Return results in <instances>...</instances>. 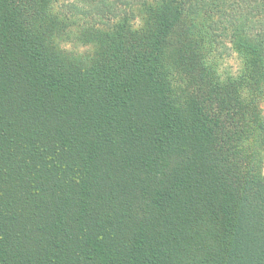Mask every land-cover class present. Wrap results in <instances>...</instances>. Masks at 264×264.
I'll return each instance as SVG.
<instances>
[{"label": "trees", "instance_id": "1", "mask_svg": "<svg viewBox=\"0 0 264 264\" xmlns=\"http://www.w3.org/2000/svg\"><path fill=\"white\" fill-rule=\"evenodd\" d=\"M83 1L0 0V264H264V0Z\"/></svg>", "mask_w": 264, "mask_h": 264}, {"label": "rangeland", "instance_id": "2", "mask_svg": "<svg viewBox=\"0 0 264 264\" xmlns=\"http://www.w3.org/2000/svg\"><path fill=\"white\" fill-rule=\"evenodd\" d=\"M61 2L62 0H59L58 4L55 3L54 5H52L53 13L57 14L58 11L59 14L64 15V16H60L59 19L60 24H62V26L64 25V27H62L63 31H61V35L59 38L61 45L79 51L85 50L86 53H89L90 51H92L93 45L92 43L88 42L89 36L87 34V29H86V27H88L87 25H90V14H89L90 7L89 5H86L88 3L82 0L83 2L82 4H84V7L87 9L86 14L80 13V14L71 15V14H64L61 11V8H63L62 6H60ZM65 2H67L66 4H68L69 0H65ZM135 12H136L135 19H133V21L140 22L142 9L136 7ZM225 44L226 45H224V47L221 49V53H222V57L220 61L221 67L224 70H233L238 66V59L235 53L231 50L229 46L230 44L227 42H225ZM262 172L264 173V160L262 163Z\"/></svg>", "mask_w": 264, "mask_h": 264}]
</instances>
